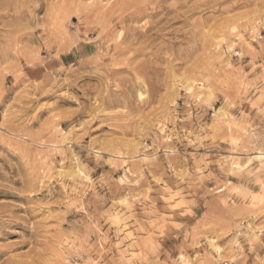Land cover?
<instances>
[{
	"label": "rangeland",
	"instance_id": "obj_1",
	"mask_svg": "<svg viewBox=\"0 0 264 264\" xmlns=\"http://www.w3.org/2000/svg\"><path fill=\"white\" fill-rule=\"evenodd\" d=\"M263 154L264 0H0V264H264Z\"/></svg>",
	"mask_w": 264,
	"mask_h": 264
},
{
	"label": "bare ground",
	"instance_id": "obj_2",
	"mask_svg": "<svg viewBox=\"0 0 264 264\" xmlns=\"http://www.w3.org/2000/svg\"><path fill=\"white\" fill-rule=\"evenodd\" d=\"M261 154H262V152H261ZM263 155H264V154H263ZM258 156H259V157L261 156V155H260V153H259V155H258ZM261 158H262V157H261Z\"/></svg>",
	"mask_w": 264,
	"mask_h": 264
}]
</instances>
